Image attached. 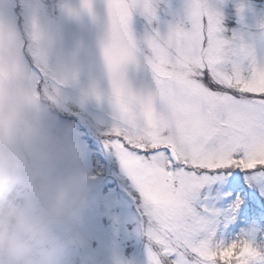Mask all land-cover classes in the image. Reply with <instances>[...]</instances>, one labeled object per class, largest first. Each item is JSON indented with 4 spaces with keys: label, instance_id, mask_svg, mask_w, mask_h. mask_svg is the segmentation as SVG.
Segmentation results:
<instances>
[{
    "label": "snow or ice",
    "instance_id": "obj_1",
    "mask_svg": "<svg viewBox=\"0 0 264 264\" xmlns=\"http://www.w3.org/2000/svg\"><path fill=\"white\" fill-rule=\"evenodd\" d=\"M106 4L115 123L104 149L138 193L148 264H264V67L225 65L222 17L208 0H186L166 29L168 0ZM134 13L150 26L141 39ZM20 50L0 21V76L19 79ZM141 59L155 82L147 91L125 72Z\"/></svg>",
    "mask_w": 264,
    "mask_h": 264
},
{
    "label": "rangeland",
    "instance_id": "obj_2",
    "mask_svg": "<svg viewBox=\"0 0 264 264\" xmlns=\"http://www.w3.org/2000/svg\"><path fill=\"white\" fill-rule=\"evenodd\" d=\"M19 1L0 0V21L13 25L21 40L18 81L39 96L36 89L39 77L31 68L27 53L41 51L46 63L59 74L56 76L60 82L54 81L50 86L53 93L59 91L61 105L76 107L75 110L82 112L83 118L105 138V133L115 123L108 99L111 85L103 56V44L108 35L106 0H91V10L84 6V0H53L55 17L47 15L51 10L47 0H22L20 6ZM208 2L222 17L218 36L225 41V65L230 69L239 67L244 72L253 64L264 67V7L259 6L260 2ZM185 4L186 0H168L167 10L160 13L163 28L179 19L176 13L182 15ZM223 18L237 23L230 28L228 36H224L228 31ZM131 27L137 39L150 30L145 18L138 13L133 15ZM23 29L32 30L39 38L52 36L55 43L46 50L40 46L38 49V45L24 47ZM125 72L134 90L147 91L154 87L151 68L143 59L139 64H129ZM90 85L95 86L96 95L80 107L82 92ZM62 120L74 123L86 143L81 123L74 119ZM86 145L88 156L79 167L91 180L92 190L83 223L76 229V240L69 243L70 264H148L149 240L142 231L145 218L138 193L115 156L117 161L110 177L95 175L91 165L92 150ZM116 181L128 185L137 195L139 204L133 201V196L131 200L126 193H120Z\"/></svg>",
    "mask_w": 264,
    "mask_h": 264
},
{
    "label": "clouds",
    "instance_id": "obj_3",
    "mask_svg": "<svg viewBox=\"0 0 264 264\" xmlns=\"http://www.w3.org/2000/svg\"><path fill=\"white\" fill-rule=\"evenodd\" d=\"M54 43L39 38L42 49ZM94 95L90 85L80 107ZM87 156L75 124L61 119L59 91L38 96L0 76V264H70L92 190L79 167Z\"/></svg>",
    "mask_w": 264,
    "mask_h": 264
},
{
    "label": "trees",
    "instance_id": "obj_4",
    "mask_svg": "<svg viewBox=\"0 0 264 264\" xmlns=\"http://www.w3.org/2000/svg\"><path fill=\"white\" fill-rule=\"evenodd\" d=\"M264 0H261V3H263ZM264 5V4H263ZM92 165L94 167V171H96L98 175H101L104 171V164H103V154L101 153V150L98 146L92 145Z\"/></svg>",
    "mask_w": 264,
    "mask_h": 264
}]
</instances>
